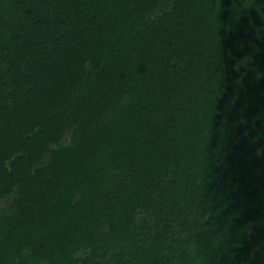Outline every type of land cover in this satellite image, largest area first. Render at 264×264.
<instances>
[{"label":"trees","instance_id":"1","mask_svg":"<svg viewBox=\"0 0 264 264\" xmlns=\"http://www.w3.org/2000/svg\"><path fill=\"white\" fill-rule=\"evenodd\" d=\"M0 264H264V0H0Z\"/></svg>","mask_w":264,"mask_h":264}]
</instances>
